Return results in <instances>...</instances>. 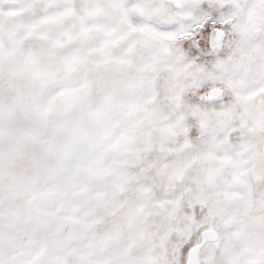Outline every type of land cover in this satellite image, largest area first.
Segmentation results:
<instances>
[{"label":"snow or ice","instance_id":"6c2138e0","mask_svg":"<svg viewBox=\"0 0 264 264\" xmlns=\"http://www.w3.org/2000/svg\"><path fill=\"white\" fill-rule=\"evenodd\" d=\"M0 264H264V0H0Z\"/></svg>","mask_w":264,"mask_h":264}]
</instances>
